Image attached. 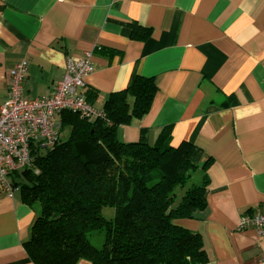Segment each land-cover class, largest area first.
Here are the masks:
<instances>
[{
	"label": "crops",
	"instance_id": "0c3cea01",
	"mask_svg": "<svg viewBox=\"0 0 264 264\" xmlns=\"http://www.w3.org/2000/svg\"><path fill=\"white\" fill-rule=\"evenodd\" d=\"M86 53L95 108L133 75L157 86L149 111L117 126L120 140H187L211 159L206 207L176 220L201 235L204 264H258L261 239L237 223L264 215V0H0V105L17 62L23 94L47 96ZM14 185L0 190V264H34L24 242L35 211Z\"/></svg>",
	"mask_w": 264,
	"mask_h": 264
},
{
	"label": "trees",
	"instance_id": "16d2710c",
	"mask_svg": "<svg viewBox=\"0 0 264 264\" xmlns=\"http://www.w3.org/2000/svg\"><path fill=\"white\" fill-rule=\"evenodd\" d=\"M133 32L148 31L133 25ZM156 91L153 77L133 75L107 97L102 114L88 119L62 110L54 144L33 145L31 164L13 174V183L35 211L24 242L34 264L206 263L201 235L176 220L206 207L211 159L187 140L124 142L116 133L149 111ZM84 94L89 102L96 93ZM95 235L103 236L98 246Z\"/></svg>",
	"mask_w": 264,
	"mask_h": 264
},
{
	"label": "built area",
	"instance_id": "2783aa9c",
	"mask_svg": "<svg viewBox=\"0 0 264 264\" xmlns=\"http://www.w3.org/2000/svg\"><path fill=\"white\" fill-rule=\"evenodd\" d=\"M27 62L19 61L8 71V92L0 105V190L11 196L16 186L7 179L32 162V148H48L54 144L58 123L56 116L70 110L92 119L102 114L84 94L85 79L93 71L90 53L66 60L61 80L47 96L27 97L23 81ZM252 228L264 246V215H242L237 230ZM258 264H264V250Z\"/></svg>",
	"mask_w": 264,
	"mask_h": 264
},
{
	"label": "rangeland",
	"instance_id": "374dc122",
	"mask_svg": "<svg viewBox=\"0 0 264 264\" xmlns=\"http://www.w3.org/2000/svg\"><path fill=\"white\" fill-rule=\"evenodd\" d=\"M200 175H201V173H200L199 169H197L196 173L194 174V179L196 181H199L198 179L200 178ZM111 212H112V208H110V207H105L103 209V213L105 215H109ZM102 240H103V236L102 235H95V236H93L91 238V241L93 242V244L97 245V246L102 243Z\"/></svg>",
	"mask_w": 264,
	"mask_h": 264
}]
</instances>
